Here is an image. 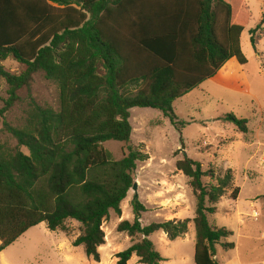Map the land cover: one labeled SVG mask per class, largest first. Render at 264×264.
<instances>
[{"label":"trees","instance_id":"obj_1","mask_svg":"<svg viewBox=\"0 0 264 264\" xmlns=\"http://www.w3.org/2000/svg\"><path fill=\"white\" fill-rule=\"evenodd\" d=\"M245 8L241 3L234 13L232 0H0V61L12 57L24 65L11 73L0 63L8 85L0 120L38 71L59 92L57 109L31 99L21 127L3 123L16 145L0 146V251L41 222L65 231L70 219L81 226L72 245H82L99 262L102 223L110 210L121 216L136 162L146 158L129 146L113 159L102 144L129 141L134 107L157 109L182 128L186 122L178 119L173 102L230 58L246 63L240 47ZM256 28L250 31L253 47ZM223 119L240 132L248 130L245 118L228 113ZM175 166L189 179L194 216L142 225L146 209L134 200L133 220H121L116 230L140 239L117 252L115 264H127L133 254L141 264H159L166 259L148 237L160 230L169 240L183 237L189 222L194 263L221 264L215 245L232 231L212 226L208 217L231 184L230 170L216 184L204 185L202 177L212 174L200 162L184 154ZM237 194L236 187L231 198Z\"/></svg>","mask_w":264,"mask_h":264},{"label":"rangeland","instance_id":"obj_2","mask_svg":"<svg viewBox=\"0 0 264 264\" xmlns=\"http://www.w3.org/2000/svg\"><path fill=\"white\" fill-rule=\"evenodd\" d=\"M241 3L246 7L240 34L246 63L239 64L240 70L222 83L207 79L175 100L173 110L179 120L186 122L182 128L172 125L157 109L134 107L130 109L132 131L129 141L110 140L102 145L113 159H120L129 146L146 155L145 160L136 162L132 173L136 189L130 188L120 205L121 216L132 221V203L138 200L146 209L140 213L142 225L164 221L169 212L172 216L179 214L183 219L194 216L196 200L189 179L175 166L184 154L200 162L202 170L212 174L202 177L204 185L216 184V179L230 170L231 184L215 204L216 212L209 215L212 226L233 231V235L215 245L216 260L221 264L225 261L230 249L223 244L232 242L240 264H264V0H232L234 13ZM255 28L256 45L253 47L250 31ZM0 63L11 73L24 69V65L12 57ZM240 76L244 78L243 84ZM7 88L6 81L0 77V108L8 96ZM58 94L54 81L47 79L41 71L34 73L28 86L17 90L18 99L1 117L0 146L14 148L16 145V140L5 130L4 122L21 127L31 99L39 105L57 109ZM228 113L247 119L246 133L223 119ZM21 150L27 153L26 148ZM236 187L237 200L231 198ZM252 210L256 211V216ZM116 215L110 210L102 223L105 245L99 252V262L88 258L82 245H72L81 233V226L68 219L65 231H51L45 222L29 228L0 251V264H112L117 252L140 239V236L129 237L118 232ZM148 238L166 259L159 264H195L192 222L183 237L169 240L162 232H155ZM128 264L141 263L133 255Z\"/></svg>","mask_w":264,"mask_h":264},{"label":"crops","instance_id":"obj_3","mask_svg":"<svg viewBox=\"0 0 264 264\" xmlns=\"http://www.w3.org/2000/svg\"><path fill=\"white\" fill-rule=\"evenodd\" d=\"M240 70V65H239V62L236 60V58L232 57L230 58L229 60H227L223 65L222 67L216 72V74L211 77L210 79H212L213 81L217 82V83H222L223 80H225L226 78L234 75L237 73V71ZM241 80H240V83H244V78L243 77H239ZM238 78H237V82H238ZM239 198V195L238 197L236 198V200ZM236 203V201H234ZM253 214L256 212L255 210H252ZM117 216V224L124 219L123 216ZM181 217V216H180ZM179 217V214L178 215H170V212L169 214L167 213V215L163 218L164 220H168V219H183V218H180ZM192 218V217H190ZM209 218V217H208ZM117 226V225H116ZM216 226V225H214ZM218 227V226H217ZM103 228V227H102ZM232 231V230H230ZM157 232H162L163 236H166V234L163 232V231H157ZM124 233V232H123ZM155 233V232H154ZM186 235V234H185ZM232 235H233V231H232ZM75 239V238H74ZM105 245V244H104ZM104 245L100 246L98 248L99 252L101 251L102 248H104ZM235 245L232 249H230V254L229 256L225 259V261H223L222 264H230V263H234V264H240L239 262V259L237 257V255L235 254V252L233 251L235 249ZM216 251V250H215ZM1 255V254H0ZM134 255V254H133ZM132 255V256H133ZM131 256V257H132ZM136 256V255H135ZM137 257V256H136ZM215 258L217 259V252L215 254ZM130 260V259H129ZM128 260V261H129ZM137 260H138V257H137ZM116 262V257L114 258V260L112 261V264H115ZM128 264V262H127Z\"/></svg>","mask_w":264,"mask_h":264},{"label":"water","instance_id":"obj_4","mask_svg":"<svg viewBox=\"0 0 264 264\" xmlns=\"http://www.w3.org/2000/svg\"><path fill=\"white\" fill-rule=\"evenodd\" d=\"M136 187H137V184H136V182H133V184H132V187H131V188H132L133 190H135V189H136Z\"/></svg>","mask_w":264,"mask_h":264},{"label":"bare ground","instance_id":"obj_5","mask_svg":"<svg viewBox=\"0 0 264 264\" xmlns=\"http://www.w3.org/2000/svg\"><path fill=\"white\" fill-rule=\"evenodd\" d=\"M253 215H254V216H256V214H255V213H254Z\"/></svg>","mask_w":264,"mask_h":264}]
</instances>
